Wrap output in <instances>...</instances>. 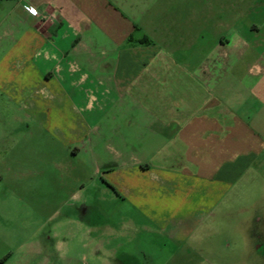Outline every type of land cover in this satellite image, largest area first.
Instances as JSON below:
<instances>
[{"label": "rangeland", "instance_id": "rangeland-1", "mask_svg": "<svg viewBox=\"0 0 264 264\" xmlns=\"http://www.w3.org/2000/svg\"><path fill=\"white\" fill-rule=\"evenodd\" d=\"M109 1L124 17L145 14L158 26L192 4L223 14L227 0ZM10 14L0 12V71L25 92L36 76L15 63L31 51L6 35ZM95 33L89 45H106ZM10 89L0 86V264H264V158L224 164L217 154L215 179L154 183L160 171L192 166L176 160L178 149H161L141 111L127 112V96L79 98L62 126L49 127L25 116Z\"/></svg>", "mask_w": 264, "mask_h": 264}, {"label": "crops", "instance_id": "crops-1", "mask_svg": "<svg viewBox=\"0 0 264 264\" xmlns=\"http://www.w3.org/2000/svg\"><path fill=\"white\" fill-rule=\"evenodd\" d=\"M222 7L223 14H200L192 4L184 16L157 26L145 14L124 17L109 0H0V12L12 13L6 35L19 36L14 47L31 51L15 63L36 76L31 90L18 92L11 73L0 71V86H10L8 98L25 116H42L49 127L62 126L79 98L127 96V112L141 111L161 149H178L176 160L192 166L160 171L154 183L215 179L210 165L215 168L217 154L224 164L264 158V0H227ZM94 31L106 45L93 39L89 45ZM145 38L149 44L141 43ZM100 68L112 69V76L88 72Z\"/></svg>", "mask_w": 264, "mask_h": 264}, {"label": "built area", "instance_id": "built-area-1", "mask_svg": "<svg viewBox=\"0 0 264 264\" xmlns=\"http://www.w3.org/2000/svg\"><path fill=\"white\" fill-rule=\"evenodd\" d=\"M28 10L31 11V12H33L35 15L38 14L37 10H35V9L31 8V7H29Z\"/></svg>", "mask_w": 264, "mask_h": 264}, {"label": "trees", "instance_id": "trees-1", "mask_svg": "<svg viewBox=\"0 0 264 264\" xmlns=\"http://www.w3.org/2000/svg\"><path fill=\"white\" fill-rule=\"evenodd\" d=\"M142 44H149V40H147L146 38L144 40L141 41ZM114 190V188H112ZM115 191V190H114Z\"/></svg>", "mask_w": 264, "mask_h": 264}]
</instances>
